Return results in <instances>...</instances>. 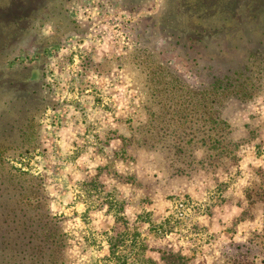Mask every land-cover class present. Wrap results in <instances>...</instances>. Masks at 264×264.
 <instances>
[{
  "label": "rangeland",
  "instance_id": "374dc122",
  "mask_svg": "<svg viewBox=\"0 0 264 264\" xmlns=\"http://www.w3.org/2000/svg\"><path fill=\"white\" fill-rule=\"evenodd\" d=\"M38 1L33 36H19L13 20L17 43L38 48L3 63L0 123L32 107V148L6 152L5 166L41 184L67 237V264H167L169 252L185 264H227L249 252L264 264V96L226 106L230 155L177 160L144 149L147 90L134 57L147 44L135 23L180 0ZM8 35L0 27V43ZM39 51V81L25 84L20 63ZM27 93L36 94L20 98Z\"/></svg>",
  "mask_w": 264,
  "mask_h": 264
},
{
  "label": "trees",
  "instance_id": "16d2710c",
  "mask_svg": "<svg viewBox=\"0 0 264 264\" xmlns=\"http://www.w3.org/2000/svg\"><path fill=\"white\" fill-rule=\"evenodd\" d=\"M9 2L0 10V27L9 34L0 43L1 71L3 63L20 60H11L12 55L27 46L38 48L34 41L17 40L35 34L31 21L35 4L42 1ZM14 19L22 23L16 28L19 36L13 33ZM135 27L139 45L147 44L144 54L134 57L147 90L140 146L177 160L199 153L230 155L235 129L223 116L226 106L250 104L264 96V0H180ZM43 53L33 56L30 64L20 63L25 84L39 81ZM33 94L20 98L28 100ZM31 110H19L15 118L9 110L5 115L11 120L0 123V264H67V237L61 220L46 210L41 184L5 166L6 152L32 148L34 122L27 118ZM164 259L167 264H185L174 252ZM256 259L241 252L227 264H255Z\"/></svg>",
  "mask_w": 264,
  "mask_h": 264
}]
</instances>
